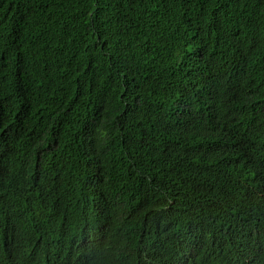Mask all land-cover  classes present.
I'll return each instance as SVG.
<instances>
[{
  "label": "trees",
  "instance_id": "trees-1",
  "mask_svg": "<svg viewBox=\"0 0 264 264\" xmlns=\"http://www.w3.org/2000/svg\"><path fill=\"white\" fill-rule=\"evenodd\" d=\"M263 239L264 0H0V264Z\"/></svg>",
  "mask_w": 264,
  "mask_h": 264
},
{
  "label": "clouds",
  "instance_id": "clouds-1",
  "mask_svg": "<svg viewBox=\"0 0 264 264\" xmlns=\"http://www.w3.org/2000/svg\"><path fill=\"white\" fill-rule=\"evenodd\" d=\"M249 235L251 239H253V237L255 236V231L250 230ZM252 253L256 255H261L264 253V239L262 240L260 244H255V250ZM243 264H251V263L245 258L243 261Z\"/></svg>",
  "mask_w": 264,
  "mask_h": 264
},
{
  "label": "bare ground",
  "instance_id": "bare-ground-1",
  "mask_svg": "<svg viewBox=\"0 0 264 264\" xmlns=\"http://www.w3.org/2000/svg\"><path fill=\"white\" fill-rule=\"evenodd\" d=\"M253 174V173H252ZM250 176V175H249ZM251 177V176H250ZM250 184V183H249ZM118 236V235H117ZM121 239V238H120ZM122 243V242H121Z\"/></svg>",
  "mask_w": 264,
  "mask_h": 264
}]
</instances>
